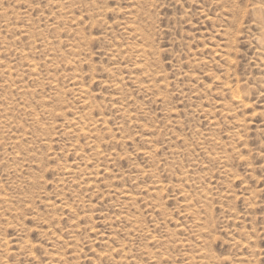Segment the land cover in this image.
<instances>
[{
  "label": "rangeland",
  "instance_id": "1",
  "mask_svg": "<svg viewBox=\"0 0 264 264\" xmlns=\"http://www.w3.org/2000/svg\"><path fill=\"white\" fill-rule=\"evenodd\" d=\"M0 264H264V0H0Z\"/></svg>",
  "mask_w": 264,
  "mask_h": 264
},
{
  "label": "bare ground",
  "instance_id": "2",
  "mask_svg": "<svg viewBox=\"0 0 264 264\" xmlns=\"http://www.w3.org/2000/svg\"><path fill=\"white\" fill-rule=\"evenodd\" d=\"M68 8H69V7H68ZM1 40H2V39H1ZM34 78H35V77H34ZM76 85H77V84H76ZM235 97H236V98H235V99H236V102H237V103H241V100H240L241 97H240L239 95H238V96H235ZM89 103H90V102H89ZM242 103H243V102H242ZM238 105H239V104H238ZM102 124H103V123H102ZM97 129H98V128H97ZM98 154H99V153H98ZM96 156H97V155H96ZM108 157H109V156H108ZM105 160H106V159H105ZM206 228H207V227H206Z\"/></svg>",
  "mask_w": 264,
  "mask_h": 264
}]
</instances>
